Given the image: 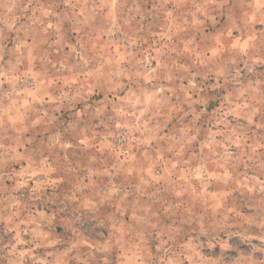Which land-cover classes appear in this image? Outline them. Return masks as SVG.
<instances>
[{
	"label": "rangeland",
	"instance_id": "374dc122",
	"mask_svg": "<svg viewBox=\"0 0 264 264\" xmlns=\"http://www.w3.org/2000/svg\"><path fill=\"white\" fill-rule=\"evenodd\" d=\"M0 264H264V0H0Z\"/></svg>",
	"mask_w": 264,
	"mask_h": 264
}]
</instances>
